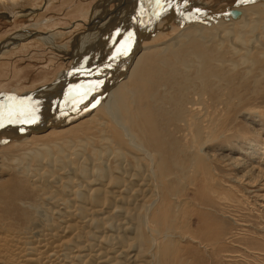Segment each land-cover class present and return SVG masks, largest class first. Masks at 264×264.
<instances>
[{
  "label": "rangeland",
  "instance_id": "1",
  "mask_svg": "<svg viewBox=\"0 0 264 264\" xmlns=\"http://www.w3.org/2000/svg\"><path fill=\"white\" fill-rule=\"evenodd\" d=\"M151 1L110 0L105 3L104 0H27L23 6L0 8V264L39 263L45 257L42 246L46 244L48 247L49 242L53 250L62 246L66 255L72 258L65 260L68 263L73 260L72 263L97 264L93 262L94 254L97 262L107 256L109 264H264V57L254 48L248 55L252 61H256L252 69L242 68L239 64L232 66L229 62V66L225 62L217 63L214 59L218 57L225 60L224 56L227 59L239 56L226 54L227 45L219 48L216 47L218 43L213 42L207 47L205 44L203 46L205 31L202 29L198 32L197 28L193 30L196 23L202 22L205 28L218 35L222 31L215 29L219 17L224 15V21L230 22L232 17L237 16L236 6L262 0H170L159 15L157 34L153 40H148L150 42L144 40L142 43L143 48L149 44L157 48L150 55L153 61L151 66L157 74L154 80H157L158 88L157 85L154 87V96L160 100L163 90L168 91L164 95L166 98H163L166 109L170 111L167 110L169 115L166 118L171 119V122L164 121L167 128L163 129V133L168 136V140H172L166 149L175 152V155L177 153L173 158V163L177 160L174 167L171 163L166 172L169 181L160 174V168L146 169L142 151L145 147L144 136L133 126L130 129L124 127L122 122L125 121V113L118 108L113 113L116 122L121 123L119 127L123 132L113 139L118 146L121 145L118 147L115 144L113 149L103 143L105 146L102 149L99 146L96 149H101L104 154L95 152V157L92 155L93 142L87 151L74 146V150L84 151V157H87L88 152V162L78 159V151L72 153L74 150L70 148L58 155L60 162H54L57 163L53 164L54 167L47 162L41 167L37 165L36 157L39 158V155L26 156L28 150L21 149L26 147L21 143H24L22 139L29 133L38 127L50 125L39 120L40 116L52 115L53 111L57 113L59 109L56 105L61 111L74 112L87 102L88 96L99 91L97 88L102 87L105 80L113 75L115 60L121 55L120 48L121 52L126 51L131 45V37L141 24V18L136 16L139 14L137 11L143 6L139 15L144 16L145 20L148 15L145 12ZM261 24L264 22L254 30L255 34L261 33ZM27 31L39 32L46 40L50 38L56 45L65 48L57 51L36 35L26 39L30 35ZM191 31L193 33L189 37L183 36ZM177 39H180V43L183 40L180 44L182 50H177L173 57V45L176 46ZM227 41L230 42L224 39V42ZM167 42H170V49L158 50L161 44ZM256 45L264 46V38H257ZM189 51L195 54L190 55ZM162 56L165 61H160ZM134 60L128 63V68L134 64ZM125 66L123 60L119 71ZM196 70H202V73H196ZM61 72L68 76L73 74V81L77 85L72 88V93L66 95L60 92L47 97L48 100L36 99L40 95H34L35 92L53 83ZM126 72L119 82L125 80ZM179 73L183 77L189 75L190 82L185 78L183 83L169 84L168 79L172 77L182 80L183 77L177 76ZM70 81L67 82L68 87L72 84ZM129 88L124 90L126 94H129ZM194 89L199 93L195 94ZM188 90L192 91L193 96L190 97L192 100L187 99L186 102H194V105L186 103V108H195L192 117L204 115V121L199 122L203 124L202 128L199 123H192V117V120H188L191 126L188 129L176 122L182 109L176 101L180 100L181 104L187 98ZM202 93L206 102L201 98ZM6 94H11L8 96L12 99ZM154 96H150L151 102L155 101ZM130 101L133 103L134 100ZM85 119L84 116L70 119L62 127L70 130L66 129L68 135L76 137L77 131L81 130L77 126ZM114 125L116 123L113 120L111 126ZM50 126L54 127V124ZM83 128H86V124ZM43 129L47 131L50 128H41L39 131ZM138 145L143 147L138 149ZM112 149L121 153L114 155ZM150 150L152 157H148L154 159L157 154H154L153 149ZM57 153L54 151L53 161L57 160ZM69 154H72V160H69ZM139 157H143V160ZM33 160L37 164L31 163ZM69 161L74 162L69 164ZM118 163L121 168L117 167ZM102 164L105 167H98ZM45 165L50 167L43 169ZM73 165L75 168L83 167L86 171L83 174L74 168L79 172L76 174L72 170ZM96 166L98 173L95 172ZM70 167L73 174L69 173ZM50 168L53 172H50ZM99 168L103 170L102 173ZM152 171L158 180L151 179L152 182L147 185L143 179L147 175L151 176ZM101 174H105L104 177ZM68 176L73 179L70 184L68 182L69 185L63 181ZM64 185L66 189H63ZM106 189L117 193V197H107ZM153 189H156L157 196L151 198ZM54 192H61L63 200H60L69 207L61 210L55 208L54 203L50 202L56 198ZM145 197L146 205L154 199V203L147 208L144 205ZM72 226H75V231ZM57 234H60V238H57L58 235L56 239L54 236ZM26 244L30 248L27 259L22 255L25 252L22 248ZM45 249L50 251L49 248Z\"/></svg>",
  "mask_w": 264,
  "mask_h": 264
},
{
  "label": "bare ground",
  "instance_id": "2",
  "mask_svg": "<svg viewBox=\"0 0 264 264\" xmlns=\"http://www.w3.org/2000/svg\"><path fill=\"white\" fill-rule=\"evenodd\" d=\"M27 0H0V8L1 9H6L8 7H12L14 8L15 6H23V5H26V2ZM105 3L106 1H110V0H104ZM132 1V0H130ZM107 2V3H108ZM145 2V1H144ZM170 0H161V1H157L156 0H153L151 1V5L150 7L148 8L147 12L145 13H148V15L146 16L147 18L144 20V16L143 17H140L141 15H139L141 12L140 10L143 8L140 7V9L137 11L139 12V14H137L136 16L139 18H141V24H139L138 26V29L135 30V34L133 37H131V45L126 48V51L124 52H121L122 51V48L120 52V57L116 58L115 60V66H114V72L112 73L113 75H111L110 77H108V80L106 79L105 83L103 84L102 87H98L97 89H99V91H95L93 95H90L87 97V102H85L84 104L82 103V106L79 107L76 111L74 112H71L68 113L66 111H61L59 106H55V107H58V112L54 113L53 111V114H46V115H42L43 118H41L40 116V119L39 120H43L42 122L44 124H47V123H50L51 124H54V127H51L50 125H45L43 127H38L36 129H34L32 131V133H29L30 135H27L25 138L22 139V141L24 140V143H21V145H26V147H21L22 150H28V155L26 156H29V154L31 155H34V154H37L39 155V158L36 157L38 159V164L36 162H33L31 161V163H36L37 165H40L41 167L43 166V163L44 162H47V164L49 165H53V164H56L59 163V157L58 155L60 156L61 152H63L64 149H70L71 150L73 149L74 146H77L78 149H84L85 151H87V147H89V145L92 143L94 145V147L92 148V155L95 153V154H104L102 152V147L105 146V145H110L112 146L111 148L115 149V144L118 146L117 143L114 142V136L116 137H119L122 135V130L121 128L119 127L121 123L118 124V122H116V117L114 116L115 113H113L115 110L114 109H119L121 111H123L125 114H123L125 116V118H123V120H125L124 122H122L126 127V129H130L129 127H132L135 128L139 133H141L143 136H144V146L147 147L145 148L144 147V150L142 149V151H144V164H145V167L146 169L148 168L149 170H152L153 168H160L159 169V172L160 174L163 175V177L166 179V180H170V179H167V176L168 174L166 173L167 170L169 169V165L171 163H173V158L176 157L175 155V152L172 153V152H169L166 147L168 144H171V141L172 140H168V136L165 135V133H163V129L167 128V124L165 122H168L170 123L171 122V119L169 118H166V115H169V113L167 112L168 109L167 108V104L166 102H164V98L166 95V93L168 91H164L163 90V94H161L160 96L162 98H157L154 96L153 92L155 91L154 90V87L157 85L156 81L157 80H154V79H157V74H156V71H154V68H152L151 64L153 63L152 59L150 58V55L154 53L155 50H157V48H152V45L149 44L147 47H144L142 46V43L145 42V41H148L150 39H152L156 34H157V31L158 29H156V23L159 22V15L160 13H162V10H165L166 9V5L169 4ZM196 2V1H194ZM147 3H149V1H147ZM167 3V4H166ZM125 4V3H124ZM123 4V5H124ZM192 4V3H191ZM190 4V5H191ZM144 5V4H143ZM194 5V4H192ZM197 5V4H196ZM195 6V5H194ZM122 7V6H121ZM126 7V6H125ZM106 8V7H105ZM124 9V8H122ZM236 10V13H237V16L236 17H232L231 21L230 22H227V21H224V15L222 17H219L217 19L218 22H216V27L215 29L216 30H222L218 35H215L213 34L210 30H208L207 28H205V24L203 26V23L200 22V23H196V25H194V29L195 30L197 28L198 32H201L202 29L203 31H205V36H204V39H203V46L205 44V47L209 46V44L213 43V42H216L218 43V45L216 47H219V48H223V45H227L228 47L225 48V52H227L226 54H230L231 57H237L239 56V58H225L226 56H224V59L225 60H222L223 58H215L214 61L217 62V63H220V62H225L227 65L229 62L232 66H236L237 64L240 65V67L242 68H245V69H252L254 68L255 64H256V61H252L250 58H249V54L252 52V50L255 48L254 51H256L257 53L260 54L261 57H264V46L260 45L257 47L256 45V40L257 38H264V24L262 25L261 28L262 31L261 33H257L255 34L254 33V30L260 26V23L261 22H264V0L262 1H257V2H251V3H246L245 5H242V6H236L235 8ZM118 11H122V10H118ZM14 12V11H13ZM124 12V11H123ZM136 12V11H135ZM134 12V14H135ZM9 13H12V12H9ZM120 13V12H119ZM118 13V14H119ZM130 13V12H129ZM234 15H235V12H233ZM204 17V16H203ZM116 22V21H115ZM131 23V22H130ZM137 27V25H136ZM135 28V26H134ZM247 28H249L248 30H246ZM169 30V29H168ZM164 31V30H162ZM26 32V31H23V33ZM196 32V31H195ZM22 33V32H21ZM27 33H29L30 35H27L26 39H29L33 36H37L43 40H45L48 44L54 46L56 48L57 51H63V49L65 47L63 46H60L59 44H55V42H53L52 39L48 38L47 40L45 39V36L44 35H41L39 32H34V31H27ZM123 33V32H122ZM193 33V31L189 32L188 34H185L183 35L184 37H189L190 34ZM105 34V33H104ZM113 34V33H112ZM181 35V34H180ZM80 36V35H79ZM105 36V35H104ZM179 36V35H178ZM18 38V36H17ZM23 38V37H22ZM92 38V37H91ZM177 38V37H176ZM89 39V38H88ZM126 39V37H125ZM130 39V38H129ZM194 39V38H193ZM224 39H227L229 40L230 42L227 41L224 42ZM23 40V39H22ZM91 40V39H90ZM145 40V41H144ZM153 40V39H152ZM179 40V41H178ZM183 41V40H182ZM182 41L180 43V39H177L176 40V46L173 45V47H175V50L173 51V57L176 56V51L178 50H182L181 48V45L182 44ZM193 41V40H192ZM191 41V42H192ZM12 42V41H11ZM150 42V41H148ZM172 42V41H171ZM190 42V43H191ZM125 43V41H124ZM147 43V42H146ZM165 43V42H164ZM161 44L158 48V50H166L169 48V44ZM189 43V42H188ZM189 43V44H190ZM119 44V43H118ZM129 44V43H128ZM173 43H171L172 45ZM255 44V46H254ZM126 45V43L124 44ZM123 45V46H124ZM170 45V46H171ZM185 45V44H184ZM201 45V47H203ZM127 46V45H126ZM2 47V46H1ZM200 47V48H201ZM199 48V49H200ZM125 49V48H124ZM170 49V48H169ZM210 49V48H209ZM212 49V48H211ZM66 50V49H65ZM64 50V51H65ZM75 50H78V49H75ZM67 51V50H66ZM193 51V50H192ZM192 51H189L190 52V55L192 53ZM220 51V50H219ZM218 51V52H219ZM68 52V51H67ZM158 52V51H157ZM156 52V53H157ZM180 52V51H179ZM188 52V53H189ZM208 52V51H206ZM159 53V52H158ZM170 53V52H169ZM168 55H172V54H169ZM187 53V54H188ZM199 53V52H198ZM119 54V53H118ZM167 54V53H166ZM165 56H168L166 55ZM192 54H195L194 52ZM224 54V55H226ZM77 55V54H76ZM164 55V54H163ZM219 56V54H217ZM216 55V56H217ZM74 56H75V53H74ZM73 56V57H74ZM156 56V55H155ZM160 56V55H159ZM168 56V57H170ZM179 56V55H178ZM193 56V55H192ZM221 56V55H220ZM157 57V56H156ZM167 57V58H168ZM183 57V56H182ZM197 57V55H196ZM222 57H223V54H222ZM120 58H122L121 62L120 61ZM135 58V60L133 61L134 64L131 65L130 68H128V63H130L133 59ZM160 58V57H159ZM158 58V59H159ZM194 58V57H193ZM202 58V57H201ZM212 60H213V57H211ZM161 60L160 61H165L166 59L163 58V56L160 58ZM176 59V58H175ZM174 59V60H175ZM191 59V58H190ZM227 59V60H226ZM235 59H238V61H236ZM78 60V59H77ZM80 60V59H79ZM123 60H125V68L121 71L120 70V67L122 65V62ZM177 60V59H176ZM175 60V61H176ZM211 60V59H210ZM88 61V60H87ZM168 61V60H167ZM187 61V60H186ZM169 62V61H168ZM188 62V61H187ZM213 62V61H212ZM79 63V62H78ZM77 63V64H78ZM87 63V62H85ZM202 63V62H201ZM199 63V64H201ZM161 64V63H160ZM172 64V63H171ZM170 64V65H171ZM177 64V63H176ZM175 64V66H176ZM189 64V62H188ZM207 64V63H206ZM211 64V62H210ZM96 65V64H95ZM118 65V66H117ZM162 65V64H161ZM181 65V64H180ZM202 65V64H201ZM157 66V65H155ZM163 66V65H162ZM182 66H184L182 64ZM181 66V67H182ZM215 66V65H214ZM223 66V65H221ZM229 66V65H228ZM75 67V66H74ZM77 67V66H76ZM127 67V68H126ZM161 67V66H160ZM186 67V66H185ZM190 67V66H189ZM193 67V66H192ZM191 67V68H192ZM206 67V66H204ZM214 68V67H212ZM163 69H164V66H163ZM166 69V68H165ZM174 69V68H173ZM172 69V70H173ZM184 69V68H183ZM216 69V68H215ZM261 69V68H260ZM75 70V69H74ZM178 71V68L176 69ZM263 70V69H262ZM127 71V72H126ZM160 71V70H159ZM162 71H165V70H162ZM184 71V70H183ZM202 71V70H201ZM201 71H199L200 73H202ZM204 71V70H203ZM127 73L125 74L124 76V81L121 80V76L122 74L124 73ZM174 71H172L173 73ZM179 72V71H178ZM181 72V71H180ZM198 71L196 70V73ZM198 72V73H199ZM205 72V71H204ZM249 70L247 71V74H248ZM251 72V70H250ZM260 72V71H259ZM68 73V72H67ZM72 73V72H71ZM186 73V72H185ZM183 73V75L185 74ZM174 74V73H173ZM177 74V73H176ZM175 74V75H176ZM191 74V73H190ZM220 74V73H219ZM73 74H71V76H68V74L64 73V72H61L59 74V76L57 77V79H55V81L53 83H51L50 85L48 86H45L43 88L42 91H39L38 93L35 92L34 95H40L38 96L36 99H39V98H42V99H47V97L49 96H54L55 94L58 95L57 93H66V95L68 94H71L72 93V88L75 87V84H76V81L74 82V77L72 76ZM166 76V74H164ZM174 75V76H175ZM186 75V74H185ZM184 75V76H185ZM196 75V74H195ZM218 75V74H217ZM250 75V74H249ZM260 75V74H259ZM160 76V75H159ZM178 77L180 76V73L179 75H177ZM200 76V75H199ZM222 76V75H221ZM257 75H255L256 77ZM168 77V76H167ZM180 77H183V76H180ZM206 77V76H205ZM161 78V77H160ZM185 78H187V80L189 81L190 80V77L188 75V77H183L182 80L180 79H176L175 77H172L171 79H168V83L169 84H172V83H176V84H180L181 82L183 83L185 81ZM193 78V77H191ZM201 79V77H197V79ZM218 78V76H217ZM246 78V77H244ZM258 78V77H257ZM72 79V80H71ZM115 79H117V81H115ZM196 79V78H195ZM196 79V81H198ZM209 79V78H208ZM206 79V81L208 80ZM215 79V78H214ZM220 81H222V78H218ZM71 80V81H70ZM159 80H162V79H159ZM213 80V79H212ZM218 80V81H219ZM70 83L72 82V84L70 85V87H68L67 85V82ZM195 81V80H194ZM219 81V82H220ZM190 82V81H189ZM200 82V81H199ZM202 82V80H201ZM78 83V82H77ZM163 83V80L162 82ZM204 83V82H203ZM208 84V83H207ZM77 85V84H76ZM131 85L129 88L128 86ZM163 85V84H162ZM166 85V84H165ZM197 85V84H196ZM205 85V84H204ZM64 86H67L66 88ZM86 86V85H85ZM161 86V85H160ZM167 86V85H166ZM82 87V86H81ZM168 87V86H167ZM198 87V86H197ZM91 88V87H90ZM126 88H129L127 89L128 93L129 94H126V92H124V90H126ZM157 88H158V85H157ZM171 88V87H170ZM172 88H174V84L172 86ZM183 88V87H182ZM193 88V87H192ZM208 88V87H207ZM42 89V88H41ZM201 89V88H200ZM176 90V89H175ZM180 90V89H179ZM191 90V89H190ZM190 90H188V96L187 98L184 99L183 102H181V104L179 103L180 100L176 101L178 102V107H181L182 109H180L181 112H179L178 114V117H176V122L179 124L180 126L183 125L185 127L188 128H191L190 126V123H189V119L192 117V111L195 110V108H190L188 107V109L186 108V103H192V105H194V102H186L187 99H191L190 97L193 96L192 94V91L190 92ZM196 89L193 90V92L196 94L197 92L195 91ZM157 91H159L157 89ZM187 91V90H186ZM203 91V90H202ZM175 92V91H174ZM189 92H190V95H189ZM125 93V94H124ZM157 93V92H156ZM171 93V92H170ZM199 93V92H198ZM197 93V94H198ZM13 94V93H12ZM31 94V93H30ZM153 94V95H151ZM194 94V95H195ZM201 94V93H200ZM7 97H10L8 95H11V94H6ZM33 95V98H35V96ZM165 95V96H164ZM14 96V94H13ZM51 96V97H52ZM63 97V95H61ZM150 96H154L155 97V101L154 102H151V100L149 99ZM157 96V95H156ZM168 96V95H167ZM172 96V95H171ZM201 96V95H200ZM29 97H31L29 95ZM159 97V96H158ZM184 97V96H183ZM12 99V97H10ZM9 98V99H10ZM16 98V97H15ZM60 98V97H59ZM66 98V97H65ZM166 98V97H165ZM168 98V97H167ZM202 100L206 102V99L203 97V93H202ZM68 99H70L68 97ZM80 99V98H79ZM171 99V98H170ZM182 99V98H181ZM205 99V100H204ZM48 100V99H47ZM61 100V98H60ZM59 100V101H60ZM67 100V99H66ZM130 100H134L133 103H131ZM192 100V99H191ZM44 101V100H43ZM182 101V100H181ZM84 102V101H83ZM21 103V102H20ZM60 104V103H59ZM16 105V104H15ZM41 105V104H40ZM69 105V104H68ZM197 105V103L195 104ZM64 106H67V105H64ZM74 106V105H73ZM70 107V106H69ZM67 108V109H70V108ZM75 107V106H74ZM178 107H175V108H178ZM72 108V107H71ZM172 108V107H171ZM32 109V108H31ZM35 109V108H34ZM33 109V110H34ZM117 109V110H118ZM5 110V109H4ZM66 110V109H65ZM72 110V109H71ZM29 111V110H28ZM120 111V112H121ZM169 111V110H168ZM27 112V111H26ZM170 112V111H169ZM41 113H43L41 111ZM52 113V112H51ZM27 114V113H26ZM31 114V113H29ZM51 115V116H49ZM21 116V115H20ZM39 116V114H38ZM75 116V117H74ZM79 116H84L86 117L85 120L82 121V123H78L79 126L78 127V130L80 131H77V135L76 137L75 136H70L68 135V133L66 132V129L68 128H65L63 129L64 127H62V125H64L66 122H68V120L70 119H74V118H78ZM208 116V115H207ZM73 117V118H72ZM203 117L204 115L202 114H199V115H194L193 120H192V123L193 124H196L199 123L201 120H203ZM3 118V117H2ZM11 118V117H10ZM15 118V117H14ZM19 118V116H18ZM30 118V117H29ZM38 118V117H37ZM45 119V120H44ZM169 119V120H167ZM11 120H14V119H11ZM113 120L115 121L116 123V126H111V122L113 123ZM6 121V120H5ZM8 121V120H7ZM10 121V120H9ZM165 121V122H164ZM40 122V121H39ZM81 122V121H80ZM4 124V123H3ZM61 124V125H60ZM86 124V128H83L82 129V126ZM200 124V123H199ZM198 124V126H199ZM202 124V123H201ZM200 124V128H202L203 124L201 125ZM39 125V124H38ZM178 125V126H179ZM192 125V124H191ZM42 126V125H41ZM56 126V127H55ZM50 128L49 130L47 131H39L41 128ZM81 127V128H80ZM70 128V127H69ZM74 128V127H73ZM38 130V131H37ZM69 130V129H68ZM197 130V129H196ZM70 131V130H69ZM68 131V132H69ZM126 132H129V130ZM200 132V131H199ZM131 135V133L129 134ZM128 135V137H129ZM131 136H134V135H131ZM130 136V137H131ZM18 137V136H17ZM135 137V136H134ZM171 137V136H169ZM114 138V139H113ZM136 138V137H135ZM117 139V138H116ZM132 139V138H131ZM170 139V138H169ZM133 140V139H132ZM135 140V139H134ZM131 141V140H130ZM174 141L176 142V140L174 139ZM173 141V142H174ZM121 142V141H120ZM135 142V141H134ZM133 142V143H134ZM103 143H106L105 145ZM103 144V145H102ZM136 144V143H135ZM16 145V144H15ZM102 145V146H101ZM121 145V144H120ZM119 145V146H120ZM134 145V144H133ZM174 145V144H173ZM91 146V145H90ZM99 146L101 149L98 150L96 149V147ZM116 146V147H117ZM118 146V147H119ZM136 146V145H134ZM142 146V145H141ZM139 147L138 145V149L142 148V147ZM122 147V146H121ZM180 147V146H179ZM27 148V149H26ZM105 148V147H104ZM173 148V147H172ZM106 149V148H105ZM112 149V150H113ZM118 149V148H117ZM115 150L116 152H114V155L118 152V150L120 149V151L122 149H125V148H119L118 150ZM150 149H153L155 151V155L156 157L154 159H151L152 155L150 153ZM171 149V147H170ZM74 150V149H73ZM77 150V149H75ZM74 151H71L72 153L75 152ZM126 150V149H125ZM54 151H58L59 154L57 153V157H56V161H53L52 159H54ZM67 151V150H66ZM69 151V150H68ZM67 151V152H68ZM78 151V150H77ZM128 151V150H127ZM182 151V150H181ZM81 153V154H80ZM84 151H78L76 152V154H79L78 155V159L82 158L84 160H82L83 162L87 161L90 157L88 155V152H87V157H84L83 154ZM26 154V153H25ZM75 154V156H76ZM85 154V153H84ZM121 155V154H120ZM154 155V156H155ZM17 156V155H16ZM23 156V155H21ZM25 156V155H24ZM35 156V155H34ZM72 154H69V157L71 158ZM86 156V155H85ZM91 156V154H90ZM148 156H151L150 158ZM153 156V157H154ZM77 157V156H76ZM93 157H95L93 155ZM100 157V156H99ZM97 157V158H99ZM138 157V156H137ZM141 157V156H140ZM139 157V158H140ZM34 158V159H36ZM59 158V159H58ZM62 158V157H61ZM67 158V157H65ZM69 160H72V158ZM74 158V157H73ZM143 158V157H142ZM142 158H140L141 160H143ZM21 159V158H20ZM94 161L96 160L95 158H92ZM139 159V160H140ZM176 159V158H175ZM24 160V159H23ZM29 161L31 159H28ZM68 161V158L66 159ZM75 160V159H74ZM90 160V159H89ZM140 160V161H141ZM25 161V160H24ZM58 161V162H57ZM77 161V160H76ZM109 161V159L107 160ZM137 161V160H136ZM177 160H175L176 162ZM54 162H57V163H54ZM72 162L74 161H69V164H72ZM88 162V161H87ZM92 162V161H91ZM90 162V163H91ZM103 162V161H102ZM116 162V161H115ZM121 162V160H120ZM139 162V161H138ZM175 162L172 164L173 167H174V164ZM26 163V162H24ZM30 163V162H29ZM88 163V164H90ZM122 163V162H121ZM129 163V162H127ZM35 164V165H36ZM46 164V163H45ZM64 164V162H63ZM82 164V163H81ZM87 164V163H86ZM94 164V163H93ZM92 164V165H93ZM119 164V163H118ZM117 164V167L119 166L120 167V164L118 165ZM29 165V164H28ZM31 165V164H30ZM131 165V164H129ZM45 166H48V165H45ZM45 168H49L50 166L48 167H45ZM59 166V165H58ZM67 166V165H65ZM64 166V167H65ZM74 166V165H73ZM105 167L104 164L102 165H98V167ZM124 166V165H123ZM25 167V166H24ZM27 167V166H26ZM25 167V168H26ZM31 167L30 166V170H31ZM54 167V165H53ZM57 167V166H55ZM63 167V166H61ZM90 167V166H89ZM98 167L96 166V170L93 168V171L95 170V172L97 171V173L99 172L97 169ZM115 167V166H114ZM113 167V168H114ZM122 167V166H121ZM120 167V168H121ZM171 167V166H170ZM34 168V167H33ZM75 166L73 167V171H75L76 174H79V172H77L76 170H80L83 174L84 172V169L83 167H76L75 169ZM37 169L39 172V166H37ZM42 169V168H41ZM40 169V170H41ZM42 169V170H43ZM87 169V168H86ZM101 168H99L100 170ZM108 169V168H107ZM118 169V168H117ZM125 169V168H124ZM145 169V170H146ZM49 170V169H48ZM53 170V169H52ZM51 168H50V172L52 171ZM88 170V169H87ZM32 171V170H31ZM70 172L69 173H72L73 174V171H71V167H70ZM101 171V170H100ZM165 171V172H164ZM169 171V170H168ZM41 172V171H40ZM49 172V171H47ZM49 172V173H50ZM53 172V171H52ZM92 172V171H91ZM103 170L100 172L102 173ZM104 172H107V171H104ZM27 173V172H26ZM35 173V172H34ZM74 173V175H75ZM94 173V172H93ZM93 173H92V176H93ZM32 174V173H30ZM36 174V173H35ZM38 174V173H37ZM82 174V175H83ZM86 174V173H85ZM91 174V173H90ZM90 174L88 177H90ZM95 174V173H94ZM106 174V173H105ZM105 174H101V176L104 177ZM40 175V174H39ZM81 175V173H80ZM87 175V174H86ZM96 175V174H95ZM147 175V174H146ZM32 176V175H31ZM41 176V175H40ZM70 177L72 176L71 174L69 175ZM67 177V178H64L63 181L64 184H70V181L72 182L73 179H71L70 177ZM171 176V175H170ZM43 177V176H42ZM61 177V176H60ZM74 177V176H73ZM76 177V175H75ZM78 177V176H77ZM87 177V176H86ZM85 177V178H86ZM156 174L152 171L151 173V176L150 175H147L144 177V181L146 182L147 185H149V182H152V180L155 178V181L158 180V178H156ZM159 177V176H158ZM34 178V177H33ZM39 178V177H38ZM63 178V177H61ZM60 178V179H61ZM91 178V177H90ZM99 179V177H97ZM106 178V176H105ZM111 178V177H110ZM36 179V178H35ZM41 179V178H40ZM56 179V182H57V178ZM59 179V180H60ZM82 179V177H81ZM152 179V180H151ZM49 179H47L46 181H48ZM95 180V179H94ZM97 180V179H96ZM100 180V179H99ZM38 181V180H36ZM40 181V180H39ZM62 181V182H63ZM53 182V181H52ZM61 182V181H60ZM59 182V183H60ZM45 183V182H44ZM37 184V183H36ZM51 184V182H50ZM53 184V183H52ZM68 184V185H69ZM74 184V182H73ZM78 184V182H77ZM76 185V184H75ZM66 185H64L63 189H66L65 188ZM54 187V186H53ZM58 187V186H57ZM62 187V186H61ZM60 187V188H61ZM69 187V186H68ZM72 187V185H71ZM59 188V189H60ZM71 189V188H70ZM79 189V188H78ZM61 191V190H60ZM69 191H72V190H69ZM75 191V190H74ZM105 191V190H104ZM68 192V191H67ZM76 192V191H75ZM56 193V198H53L52 200H50L51 203H54L55 205V208L58 207L60 210L61 209H66L67 207H69L66 202L64 201H61L60 199H62L60 197L61 195V192H54ZM153 195L151 196V198H154L157 196V191L156 189H153L152 191ZM77 194V193H76ZM63 196V194H62ZM106 196L109 197H113L114 199L117 197V193L111 191V190H108L106 189ZM142 196V195H141ZM144 196V195H143ZM63 200V199H62ZM147 200V197L144 198V205L146 206L145 208H147L148 206H151L152 203H154V199L152 200V203L149 204V205H146V201ZM55 201V202H54ZM53 206V205H52ZM63 207V208H62ZM70 207H72V205L70 204ZM152 208V207H151ZM66 211V210H65ZM70 211V210H69ZM73 211V210H71ZM76 211V209H75ZM49 213V212H48ZM64 213V212H63ZM62 213V214H63ZM61 215V214H60ZM65 223V222H64ZM73 228L75 229V226L73 227L72 226V230ZM55 229V228H54ZM81 229V228H80ZM75 231V230H73ZM36 232V231H34ZM40 234V232L38 233ZM52 234V233H51ZM50 235V234H49ZM59 235V236H58ZM35 236V235H34ZM47 236V234H46ZM58 236V237H57ZM55 238H60V234H57L54 236ZM33 238V237H31ZM30 238V239H31ZM36 238V236L34 237ZM52 238V237H51ZM54 238V239H55ZM56 238V239H57ZM39 239V238H38ZM35 240V239H34ZM53 240V239H52ZM60 240V239H59ZM36 241V240H35ZM39 242H44V240H38ZM55 241V240H54ZM60 243V242H59ZM28 244V242H27ZM25 245L23 249H25V252L22 253V255H24L25 257L23 258H26L28 257V255H30V248H29V245ZM58 244V243H57ZM32 245V244H31ZM42 246V245H41ZM40 246V247H41ZM91 246V245H89ZM46 248H49V250L45 249ZM58 248L56 250H53V246H52V243L49 242V245L48 247L46 246H42V248L45 250L42 254L45 255L42 256L41 254V257H44L41 261H38L35 262V264H79V263H72L71 260L70 262L68 263L67 261V258H71L69 256L66 255V253L63 251L64 249L62 248L61 245L57 246ZM50 252V253H49ZM67 252V251H66ZM69 254V252H68ZM76 256V255H75ZM40 257V258H41ZM93 259H94V263H103V264H109L107 261L109 260L107 256H104L106 258L100 260V261H96V256L93 254L92 255ZM76 258V257H75ZM79 258V257H78ZM77 258V259H78ZM82 257L80 256V259ZM72 259V258H71ZM37 260V259H36ZM35 261V260H34ZM47 262V263H46ZM147 262V261H146ZM92 264V263H91Z\"/></svg>",
  "mask_w": 264,
  "mask_h": 264
}]
</instances>
